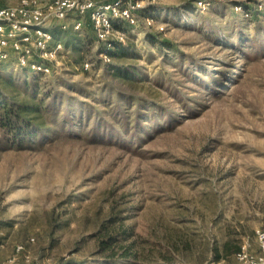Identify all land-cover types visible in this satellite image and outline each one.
I'll use <instances>...</instances> for the list:
<instances>
[{
  "label": "rangeland",
  "instance_id": "1",
  "mask_svg": "<svg viewBox=\"0 0 264 264\" xmlns=\"http://www.w3.org/2000/svg\"><path fill=\"white\" fill-rule=\"evenodd\" d=\"M71 20L66 30L50 20L62 45L50 76L0 66V99L40 111L29 146L7 148L0 133V264H233L239 247L257 253L264 0H160L123 25L108 62L88 23L74 31ZM86 108L95 118L77 119Z\"/></svg>",
  "mask_w": 264,
  "mask_h": 264
},
{
  "label": "built area",
  "instance_id": "2",
  "mask_svg": "<svg viewBox=\"0 0 264 264\" xmlns=\"http://www.w3.org/2000/svg\"><path fill=\"white\" fill-rule=\"evenodd\" d=\"M0 6V66L14 64L38 77L50 76V58L62 51L61 42L55 41L50 31V20L61 21V30H66L64 20L72 18L71 28L79 31L84 20L91 27L96 41L106 45L99 49V56L109 61L107 51L120 44L125 32L114 24L133 26L139 11L157 5L160 0H5ZM204 6V5H203ZM205 9V6L203 7ZM152 15L145 16L147 25L153 23ZM162 30V28H160ZM114 36L115 38H112ZM89 63L82 69L88 70ZM258 252L242 246L233 256V264H264V231L256 232ZM20 249V248H18ZM210 264H220L213 261Z\"/></svg>",
  "mask_w": 264,
  "mask_h": 264
},
{
  "label": "trees",
  "instance_id": "3",
  "mask_svg": "<svg viewBox=\"0 0 264 264\" xmlns=\"http://www.w3.org/2000/svg\"><path fill=\"white\" fill-rule=\"evenodd\" d=\"M123 25L122 22V24H114V27L125 32ZM121 46V44L115 43L114 50L107 51V54L113 57L115 51ZM50 107H45L44 110L49 112ZM39 112V109L34 106L20 103H6L0 99V133H2L1 139L5 147H15L19 149L29 146L31 139L40 133V125L36 123V117H31L33 114H38ZM76 116L79 120H87L93 118L94 114H91L86 108L82 109V113L77 112ZM93 124L94 126L91 129V134L95 135L97 131H99L98 129L102 128L103 122L97 117V120L94 121ZM239 249L240 247L237 251H239Z\"/></svg>",
  "mask_w": 264,
  "mask_h": 264
}]
</instances>
